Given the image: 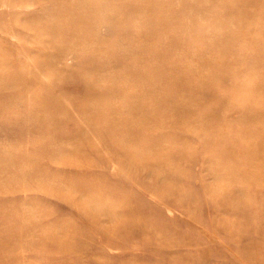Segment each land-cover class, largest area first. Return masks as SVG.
Here are the masks:
<instances>
[{
    "label": "rangeland",
    "instance_id": "1",
    "mask_svg": "<svg viewBox=\"0 0 264 264\" xmlns=\"http://www.w3.org/2000/svg\"><path fill=\"white\" fill-rule=\"evenodd\" d=\"M19 1L0 0V264H264V0L240 26L220 0Z\"/></svg>",
    "mask_w": 264,
    "mask_h": 264
},
{
    "label": "bare ground",
    "instance_id": "2",
    "mask_svg": "<svg viewBox=\"0 0 264 264\" xmlns=\"http://www.w3.org/2000/svg\"><path fill=\"white\" fill-rule=\"evenodd\" d=\"M8 1V0H7ZM28 1H30V0H20L19 1V3H20V5L23 3V2H28ZM37 1H39V0H37ZM260 1V0H259ZM80 1H78V0H74V4L79 8V9H83V11H84V9H86V15H88V17L89 16H92V15H95V12H93L92 11V9H91V7H90V5L92 6L94 3L96 4V5H98V6H104V9H108V10H114L113 12H116L117 13V11H116V9L117 10H119L121 13H123L124 12V10H122V8H120V7H118V8H115L116 6H118V4H120L119 3V1L118 0H86V1H83V2H80ZM220 2H228L230 5H233V4H238V7H237V14H235V16L234 15H227L225 18L227 19V21H230L228 24H230V23H232L234 26L236 25H238V26H240V24H241V20H240V18L242 17V11H243V8H246V7H255L256 6V3L255 2H257V0H220ZM15 3V2H14ZM79 3V4H78ZM250 3H255V6L254 5H252V4H250ZM78 4V5H77ZM7 6V5H6ZM13 6V5H12ZM11 6V7H12ZM106 6V7H105ZM16 7H18V2H17V5H14L13 7H12V10L11 11H14V10H16V11H19V9H16ZM8 8V7H7ZM259 8V7H258ZM257 8V9H258ZM6 10V9H5ZM10 10H7V12H9ZM84 12H82V13H84ZM9 14V13H8ZM98 14H101V10H98ZM118 14V13H117ZM256 15H257V19H259V18H263L264 17V15H260V12L259 13H256ZM71 16H73V15H71ZM71 16H69V17H71ZM259 17V18H258ZM24 18V17H23ZM79 18H80V16H79ZM79 18H77L76 16H74V19H77L80 23H83L82 22V20H81V18L79 19ZM101 17H99V19H100ZM103 18H105V17H103ZM18 20V19H17ZM16 20V21H17ZM26 20V19H25ZM44 20V19H43ZM42 20V21H43ZM22 21H23V19H22ZM105 21H110V19H108V20H105ZM25 23H26V21H25ZM24 24V23H23ZM65 24L67 25V21H65ZM84 24V23H83ZM231 25V24H230ZM59 24L57 23V25L55 26V27H52L53 29H54V31L53 32H55V31H57L56 33H58L59 31ZM73 27H74V25H73ZM21 28V27H20ZM33 27L31 26V27H29V29L27 30L28 32L27 33H33L35 30H33L32 29ZM125 29V28H124ZM75 30V28H72V29H70V32L72 31H74ZM83 30H84V28H83ZM22 31V28L18 31V32H21ZM61 31V30H60ZM123 31V30H122ZM78 33H76L77 34V36H79V39H82V37H85V35L83 36V32L81 33V32H79V31H77ZM124 32H125V30H124ZM229 32V31H228ZM75 33V32H74ZM38 35V34H37ZM45 35V34H44ZM74 36V35H73ZM193 36V35H192ZM47 37V36H46ZM76 37V36H75ZM93 37V36H92ZM86 38V37H85ZM20 39H22V38H20ZM72 39H77V38H72ZM27 39H24V41H26ZM50 40V39H49ZM19 42H21V41H19ZM34 42V41H33ZM49 42V41H48ZM35 43V42H34ZM1 44V43H0ZM51 49V48H50ZM60 50V49H59ZM103 58H105V56H102ZM112 58V57H111ZM50 60V59H49ZM91 61V60H90ZM34 62H35V60H34ZM93 62V61H92ZM96 64V63H95ZM114 78V77H113ZM98 84V83H97ZM250 88V87H249ZM244 89H246V88H244ZM251 90H254V89H252V87L250 88ZM254 92H255V90H254ZM250 93H252V92H250ZM253 94V93H252ZM103 98V97H102ZM105 99V98H104ZM252 101V100H251ZM254 103V102H253ZM125 104V103H124ZM252 103H250V105H251ZM247 107H249L250 108V106L249 105H247ZM249 112V111H248ZM256 115H253V117H255ZM249 117L251 118L252 117V115L250 114L249 115ZM257 117V116H256ZM155 152V151H154ZM159 158V157H158Z\"/></svg>",
    "mask_w": 264,
    "mask_h": 264
}]
</instances>
